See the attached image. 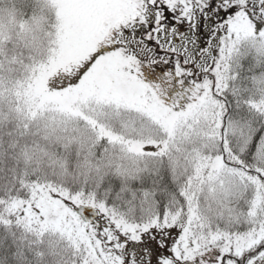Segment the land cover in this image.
I'll return each instance as SVG.
<instances>
[{"label": "snow or ice", "instance_id": "obj_1", "mask_svg": "<svg viewBox=\"0 0 264 264\" xmlns=\"http://www.w3.org/2000/svg\"><path fill=\"white\" fill-rule=\"evenodd\" d=\"M0 264H264V0H0Z\"/></svg>", "mask_w": 264, "mask_h": 264}]
</instances>
